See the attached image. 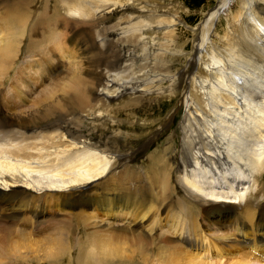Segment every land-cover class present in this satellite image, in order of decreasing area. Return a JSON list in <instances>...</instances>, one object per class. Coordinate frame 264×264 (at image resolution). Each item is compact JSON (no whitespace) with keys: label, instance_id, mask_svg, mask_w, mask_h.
I'll return each instance as SVG.
<instances>
[{"label":"bare ground","instance_id":"6f19581e","mask_svg":"<svg viewBox=\"0 0 264 264\" xmlns=\"http://www.w3.org/2000/svg\"><path fill=\"white\" fill-rule=\"evenodd\" d=\"M14 1L3 5L9 18L0 29V79L33 54L25 63L37 77L57 80L29 99L38 82L23 65L18 70L20 63L15 86L0 94V222L7 211L5 221L24 214L36 223L53 245L42 255L50 264L62 263L81 224L98 233H84L86 249L66 264H131L142 253L148 258L146 251L168 249L167 259L153 264H264L251 251L235 259L236 236L264 237V0H220L199 34L191 29V57L201 59V70L190 79L179 68L183 54L172 47L179 20L165 0H38L37 8L36 0ZM220 19L235 26L227 49L213 41ZM41 31L42 39H32ZM172 99L164 114L160 106ZM180 103L179 126L141 171L144 161L128 166L117 159L156 136ZM110 129L111 136L94 141ZM169 210L176 213L166 216L172 239L160 235L155 244L150 233ZM48 211L64 219L47 218ZM135 227L144 235L130 231ZM193 240L195 252L185 251ZM18 246L14 258L28 259L16 254Z\"/></svg>","mask_w":264,"mask_h":264},{"label":"rangeland","instance_id":"374dc122","mask_svg":"<svg viewBox=\"0 0 264 264\" xmlns=\"http://www.w3.org/2000/svg\"><path fill=\"white\" fill-rule=\"evenodd\" d=\"M37 2H38V0H36L34 3H32V5H34V8H37V4H38ZM219 2H220V0H165L164 4H166L168 6H171L173 8L172 12L176 15L177 20H179V23L177 22V25H176V27L174 29V35L171 34L173 36V39L175 41H177L178 43H176L177 46L172 44V47L175 50V53H177V55H178V53H181V54H183L182 59L185 58V60L182 62V64L179 65V68L184 70V71L186 69L185 77L187 79L188 78L190 79L193 75L197 74L199 70H201V68H200L201 59L199 58L196 61L195 60L196 58H193L194 56L191 57V47H192V41L191 40H192V37L194 36V33H193V31L191 32V29L195 30L197 28L196 33L199 34V32H200V23H203L202 21H204L207 18V15H208L209 11L212 12L218 6ZM0 3L2 5V6H0V29H1V28L6 27V21L9 18V15L7 16V13H5L6 9L3 7V5H5L6 3H8V4H16V3H15L14 0H6V1L5 0L1 1L0 0ZM256 3H257V6H256L257 12L261 16H263L261 14L262 8H263V3L260 2V1L256 2ZM49 4H51V3H49ZM143 4H147V2L144 1ZM180 7L182 8V10L180 9ZM235 7H236V3L234 2L231 5L229 10L232 11V10L235 9ZM228 13H227V15H228ZM30 15H31V12L29 13V16ZM225 15H223L221 17H226L227 15L226 16ZM227 23H229V22L226 21V20L220 19V20L216 21V25L212 29V30H214V33H215L214 36H213L214 43L217 44V46H221L222 48L227 47L230 44L231 40L235 37V26H233L232 23H231L230 26H228ZM31 37L34 40L42 39L43 38V32L41 31L40 35H33ZM35 37H37V38H35ZM38 37H41V38H38ZM195 39H197V37ZM184 41H186L185 45H183L181 48L178 47V45L180 43L182 45ZM225 49H227V48H225ZM38 50H39V48H38ZM32 55L33 54H30V55L24 54L23 56H21V58L19 60L20 61L19 64L20 63L21 64L18 67V70H20V68L22 67L21 65H23V67L26 69V71L24 72V75L25 74H32L35 77L36 82H38L37 86L32 88V91H28L27 92L28 93L27 97L29 99L36 98L40 94L42 95L45 92V90H48L51 87V85L57 80V79L53 78L54 75L49 77L48 75H46V73L44 75V78L39 79L37 77L38 76L37 70L36 69L31 70L30 67H28V65L25 63L26 61H32L31 59H34L35 56H32ZM248 55L251 56L250 54H248ZM195 57H197V53H195ZM251 57H254L253 61H258L257 60L258 58H256L253 53H252ZM176 59L177 58L174 59L172 57V61L173 62ZM190 61H193L192 65H191V67L193 66V68L190 67V69L187 70V68H189L188 65H189ZM19 64H16L15 62H13V65H15V66H14V68L12 67L11 70H10L11 74L9 73L10 74L9 79H4V78L0 79V94L1 95H5L6 93L8 94L9 91H11L12 88L15 86L14 85V81H15L14 78L16 77V75H15L16 67ZM30 64H32V62H30ZM236 64L237 63L235 62V65ZM243 64H245V63H243ZM243 64L240 63L239 65L242 66V67H246L247 69L249 68V64L248 65L247 64L243 65ZM62 65H63L62 67H63V70H64L66 68L67 63L64 62ZM192 69H193L194 72L191 71ZM18 74H19V71H18ZM49 74L51 75V73H49ZM8 76L9 75H7L6 77H8ZM185 81L187 82V80H185ZM209 83H211V80L209 81ZM184 84L186 86L188 83H184ZM113 101H115V100H111L108 103L117 104L116 102H113ZM175 103H176V99H172L171 101L167 100L165 102L164 106H160L163 109V113L165 112L164 114H166L167 112H169V110L173 107V105ZM17 105H19V104H17ZM17 105L14 107V109H12V107H11V109L14 112H17L20 109L28 106L26 103H25V105L19 106V107ZM15 108H17V110ZM184 112L185 111L183 109L182 103H180V105H178V107H176L174 109V114L175 115H174L173 119L169 120L166 123L165 126L161 127L160 131L159 130L157 131L156 136L151 137V139H149L145 143H141V144L137 145L132 151H130L128 153V155L120 156L117 159H121L123 161L124 165H128V166L134 165V164H136L138 162H141V161H144V163H143L144 165L143 166L139 165L138 169H136V170H140V168H144L145 165L148 163V161L145 162V158L151 152H153L155 150V148H157L158 145L163 144L165 142L167 136L172 131L177 129V127L179 126V124H180V122L182 120ZM150 115H151L150 118H152V119L158 117V113L157 112H150ZM119 118L122 119L123 122H124L125 117L121 116ZM128 121H129V123L134 122L133 117L129 118ZM110 128H115V127H110ZM175 132L177 133V131H175ZM105 135H107L106 137L111 136L112 135V130L111 129L108 130L106 132V134H103L102 132H97L96 136L93 135V136H95L94 141L99 142L100 138L104 137ZM127 143H129V142H127ZM127 143H126V145H127ZM178 145H179V141H177L174 144V146H176V149H177ZM123 167L124 166H120V164L118 162L115 164V168L117 169V171L121 170ZM174 212H175L174 210H169L165 214L164 221L160 222V226L158 228H154V230L151 231V233H150L151 235L150 236L152 237V239L154 238L153 240H154L155 244L159 243L158 239L161 236H165L166 235V236L169 237V235H171V234L167 235V232H169V231L166 232V230L168 229L167 225H169L167 223V222H169V220H168V218L166 216H170L171 215L172 217H174V216H176V213H174ZM6 215H8L7 211L3 215V219L0 222V264H24V263L25 264H50L48 261L43 259V256L46 255L45 254L46 250L48 252V249L50 247H52L53 245H52V243H44V240L41 239L42 235L39 234L40 230H38V228H40V227H38V228L37 227H33L34 224H36V223H32L33 221H31V219H29L24 214H21L19 216L18 222H15V223H11V221H5ZM46 217L47 218H51L52 217L53 219H64L63 216L57 215L56 212L54 214H51L50 211H48V214H47ZM100 217H102V216H100ZM159 219L162 220V218H159ZM75 220H80V219L76 218ZM23 221H25V223H23ZM170 221L173 222V223H170V224H174L173 219L170 220ZM81 227H83V228H82V230H80V233L79 232H77V233L75 232L73 237H72V239L73 238H77L78 241L75 242V244L74 243L71 244L69 242L70 247L72 245V247L70 249V252L68 254L66 252H64L65 255L66 254L67 255L66 256L63 255V257L61 258L62 263H60V264H66V262L70 261V260H71L70 263L73 262L74 261L73 257H75L79 253L78 248L80 250L81 249L82 250L86 249L85 246L88 245L90 240L88 241V239H87L86 235H84V233L85 234L98 233V231H96L98 229L92 228L91 225L84 226L83 224H81ZM15 230L16 231L19 230L20 232H22V238H21L22 240L21 239L15 240L16 239L15 238V234H14ZM99 230H102V228L99 229ZM106 230L107 231H103L105 234L110 233L112 228H110V230H109V228H107ZM23 231H25V232H23ZM130 231H133L136 234H141V235L144 233V232H142L140 230H137L136 227L135 228H131ZM103 232H101V234ZM41 233H44V232H41ZM208 233L209 234H214L215 232L211 231V233H210L208 231ZM221 233H224V231L221 232ZM117 234H121V232L117 233ZM206 234H207V232H206ZM23 236H25V237L23 238ZM169 238L172 239V237H169ZM235 240H236L235 241V247L238 248V251H235V256H237L235 259L240 258L241 254H243L244 252H249L250 253V251H251L252 254L255 253L256 256H260V255L264 256V237L263 236H257V235L252 233V234H249L247 237L236 236ZM240 241H242L241 244L243 246L240 244ZM17 242L18 243L21 242V243L18 244ZM195 242L196 241L193 240L191 242V245L186 246L185 247L186 248L185 251L189 250L190 252H195V251H193L194 247L192 249V246L195 244ZM15 243H17V244H15ZM244 244L246 245L245 247H244ZM16 245L17 246L19 245L18 247L21 248L19 250L17 249L16 254L18 256H20V257L21 256H26V258L29 257L30 259L28 258V259L22 260V259H20L18 257L14 258L13 252L16 251L15 250L16 249ZM79 245H81V246H79ZM82 245H84V246H82ZM248 246H252V247H248ZM63 247H61V248H63ZM89 248L90 247H88L87 249H89ZM126 248H127V251L130 252L128 250V245H126ZM12 249H13V251H12ZM63 250L65 251V249H63ZM197 250H199V249H197ZM11 251H12V253H11ZM167 252L169 254L171 253V251L169 249L167 250ZM167 252H163V253H160V254H155V252L154 253L153 252L150 253V251H146V254H147L148 258L144 257V259H145L144 260L142 258L144 253H142L141 255H139L141 257L140 260L138 261V259H134L131 262V264L161 263V262H163V260H165V258L167 259V257H166V256H168ZM164 253H166V254H164ZM162 254H164V255H162ZM252 254H250V255H252ZM31 255H33L34 257L36 255L37 259H33V256L31 257ZM211 255H213V254H211ZM144 256H146V255H144ZM162 257H163V259H162ZM252 259H253V257H249L248 261H252ZM146 260H148V261H146Z\"/></svg>","mask_w":264,"mask_h":264},{"label":"water","instance_id":"95a60500","mask_svg":"<svg viewBox=\"0 0 264 264\" xmlns=\"http://www.w3.org/2000/svg\"><path fill=\"white\" fill-rule=\"evenodd\" d=\"M191 71L194 72L193 69Z\"/></svg>","mask_w":264,"mask_h":264}]
</instances>
